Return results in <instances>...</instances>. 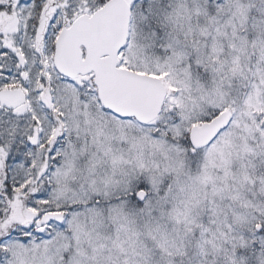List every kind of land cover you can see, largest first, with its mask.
I'll list each match as a JSON object with an SVG mask.
<instances>
[{"label": "snow or ice", "instance_id": "1", "mask_svg": "<svg viewBox=\"0 0 264 264\" xmlns=\"http://www.w3.org/2000/svg\"><path fill=\"white\" fill-rule=\"evenodd\" d=\"M0 264H264V0H0Z\"/></svg>", "mask_w": 264, "mask_h": 264}]
</instances>
